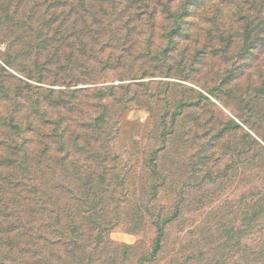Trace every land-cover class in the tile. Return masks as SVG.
Returning a JSON list of instances; mask_svg holds the SVG:
<instances>
[{
    "label": "trees",
    "instance_id": "obj_1",
    "mask_svg": "<svg viewBox=\"0 0 264 264\" xmlns=\"http://www.w3.org/2000/svg\"><path fill=\"white\" fill-rule=\"evenodd\" d=\"M175 1L0 0V264H129L135 247L109 232L146 225L153 261L166 228L194 203L191 191L222 186L233 169L264 172V146L237 122L264 124V0H246L241 31L186 25L205 1ZM167 24L166 45L151 55ZM211 61L209 71L223 74L208 93L231 116L202 92L141 80L170 77L167 69L184 79ZM6 67L28 69L27 80ZM109 75L134 81L106 83ZM132 104L148 111L150 127L127 158ZM253 207L262 218L264 192Z\"/></svg>",
    "mask_w": 264,
    "mask_h": 264
},
{
    "label": "rangeland",
    "instance_id": "obj_2",
    "mask_svg": "<svg viewBox=\"0 0 264 264\" xmlns=\"http://www.w3.org/2000/svg\"><path fill=\"white\" fill-rule=\"evenodd\" d=\"M178 1L176 0L175 3ZM204 1V7L195 10L193 15L186 20V25L194 22L193 24L200 26L199 29L203 30L206 28L214 29L218 26L226 29L232 23L231 31L242 30V25L245 24L242 18L247 16L248 13L247 8H243L246 5V0ZM247 1L252 2V0ZM239 4L242 6V13H238L241 9ZM236 16L238 21L235 20ZM168 29L169 24L157 27L154 43L150 47L151 55H157L166 45V39L161 38V36ZM142 30L144 31V28ZM135 36L141 38L142 34H135ZM5 44L4 41L0 42V64H3L1 53L6 51ZM134 49L136 48L132 50ZM107 51L108 49L104 56L108 55ZM136 55L134 54V56ZM18 60L22 61L20 57H18ZM22 62L30 64L29 66L32 65L30 58ZM212 62L214 61L207 65V69L189 71L184 79L176 76L174 69H167L163 70V73L170 75V77L156 73V76L141 80L164 79L174 81L204 93L218 104L215 98L209 95L208 90L211 86L219 84L220 80L218 78L223 73L222 70H219L218 73L209 71ZM6 68L14 76L27 80L25 74L28 69H24V72H17L15 68ZM21 73H24V75H21ZM115 76H107L109 81L106 83L111 81L113 83L134 81H119ZM31 82L48 86L43 83ZM10 85L13 86L14 84L11 83ZM78 86L83 85L78 84ZM59 87L54 86V88ZM61 88H64V86H61ZM219 107L226 115H232L223 106L219 105ZM123 118L130 123L124 126V133L121 135V144L130 145V149L126 152L128 158L133 145L143 146L147 144L146 134L150 127L149 114L144 107L132 104L130 109L124 113ZM237 122L244 131L264 146V124L261 129L253 130L247 124L239 120ZM230 157V153L223 157L224 161L220 164V169L224 167L226 162H229V159L231 160ZM238 172L237 174L233 169L231 180L222 186L216 184L210 185L203 191H191L194 203L187 201L183 206L182 215L166 228L161 249L153 261L145 260L151 250L155 236L153 227L146 225L142 230L134 233L127 231L123 226H116L110 230L109 237L119 246L127 244L135 247L127 252L129 255L127 262L130 260L129 264H264V216L255 219L253 207L255 200L264 192V172L257 174L255 169H248L247 174L244 176L240 173L241 171ZM261 180H263L262 185L260 184ZM176 185L175 188L179 189L180 185ZM168 190L171 191V189ZM161 202L169 207L170 199H162Z\"/></svg>",
    "mask_w": 264,
    "mask_h": 264
}]
</instances>
